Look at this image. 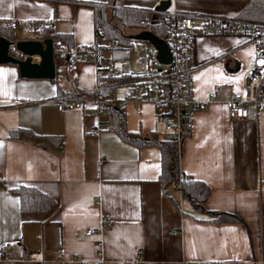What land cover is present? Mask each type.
Returning <instances> with one entry per match:
<instances>
[{
  "label": "crops",
  "instance_id": "0c3cea01",
  "mask_svg": "<svg viewBox=\"0 0 264 264\" xmlns=\"http://www.w3.org/2000/svg\"><path fill=\"white\" fill-rule=\"evenodd\" d=\"M120 1L149 11L167 1V11L264 22L260 7L246 11L254 0ZM104 2L0 0V20H50L56 32L71 36L72 47H86L102 41L94 38L93 7ZM13 38L37 40L27 28L14 31ZM253 55L254 46L243 35L192 39L193 97L214 100L193 113L177 166L208 186L204 210L195 209L173 186L162 194L156 146L121 140L106 128L108 115L93 113L89 101L80 109H56V84L67 92L92 91V63L82 60L71 69L54 63L56 80L21 78L15 65L0 64V245L7 244L0 264H99V240L102 264H264V111L255 115L249 106L246 119L231 120L224 106L241 91ZM122 111L128 131L164 138V124L151 104L139 112L126 104ZM16 128L37 137L8 139V131ZM46 136H60L61 145ZM18 184L48 194L55 207L45 214H22L17 195L9 191ZM208 211L238 221L214 222ZM102 217V232L85 236ZM25 252L29 259L23 258ZM70 254L81 262L66 259Z\"/></svg>",
  "mask_w": 264,
  "mask_h": 264
},
{
  "label": "built area",
  "instance_id": "2783aa9c",
  "mask_svg": "<svg viewBox=\"0 0 264 264\" xmlns=\"http://www.w3.org/2000/svg\"><path fill=\"white\" fill-rule=\"evenodd\" d=\"M154 15H162L163 36L160 38L167 46L170 60L161 63L157 59V51L146 40H130L120 43L111 40L104 45L102 41L92 43L83 49L72 47L70 51L60 49L53 55V62L64 63L72 68L82 60L89 61L95 69V85L90 97L83 100L60 99L55 103L58 111L80 109L84 101H89L96 115H111L114 111L122 110L126 104L133 105L139 112L142 105L149 103L156 110L160 121L164 124V139L174 141L177 146V160L180 156V146L189 136L191 118L194 112L204 110L214 100L212 95L204 99L193 97V77L191 64L192 39L196 35H243L254 46L252 62L245 68L241 91L234 92L224 101L226 115L231 120H243L248 116V107L253 108L254 114L264 111V22L243 19L233 16L205 15L188 13L177 10L165 11ZM50 20L33 21L11 18L0 20V26L16 31L27 28L36 32L49 27ZM7 54L11 57L22 58L15 49V38L8 39ZM120 50L124 57L115 59L111 51ZM124 77L121 83L112 82L111 78ZM111 86L107 97L109 103L101 108L99 94L104 86ZM119 89L118 94L114 90ZM80 94V93H78ZM83 95V94H80ZM103 159H100V163ZM186 178L179 174V180ZM181 209V208H180ZM182 210V209H181ZM183 211V210H182ZM106 226L105 218H101L99 227L87 229L84 234L90 236L102 232ZM96 254L102 264V242L95 243ZM7 244L0 245V253L6 254ZM24 259H29L25 252ZM59 259V258H58ZM68 260L81 262L77 255L70 254ZM185 264V263H183ZM196 264H215L208 261H198Z\"/></svg>",
  "mask_w": 264,
  "mask_h": 264
},
{
  "label": "trees",
  "instance_id": "16d2710c",
  "mask_svg": "<svg viewBox=\"0 0 264 264\" xmlns=\"http://www.w3.org/2000/svg\"><path fill=\"white\" fill-rule=\"evenodd\" d=\"M260 7L264 11V5L258 6L257 0H254L246 11L256 10ZM149 30L156 37L163 36L162 15H154L149 10L131 9L123 7L120 0H105L102 5L93 7V32L94 38L100 40H117L120 43H127L128 34L122 30ZM0 36L6 39L13 38V30L0 26ZM49 38L52 41L53 55H56L60 49L70 51L72 48V38L68 34L58 33L54 30L52 24L49 27H44L36 31V39L42 40ZM96 43V42H94ZM82 49L84 48L81 47ZM111 56L115 59H121L124 54L120 50L111 51ZM71 69V68H70ZM112 82L121 83L125 80L124 77L111 78ZM53 80H56L54 76ZM111 86H104L99 94L101 98L100 107L106 108L109 103L108 96L111 93ZM57 100H83L90 97V93L80 95L76 92H67L61 89L56 84ZM106 128L114 132L121 140L135 147L154 145L160 152V171L158 174V182L161 192L167 196V188L173 186L183 199L188 201L195 209L204 210L202 205L209 194V188L201 181L186 178L179 180V174L185 176L178 170L177 166V146L174 141L159 138L155 133L142 135L140 132H130L125 126V117L122 110H115L114 113L108 116ZM32 131L25 128H16L9 130L7 133L8 139L18 138H35ZM46 139L54 144L61 145L60 136H46ZM9 191L16 194L18 197L19 210L22 214H45L50 212L55 207V201L48 194L36 189L30 185L18 184ZM211 220L214 222H235L238 221L233 215L208 211Z\"/></svg>",
  "mask_w": 264,
  "mask_h": 264
},
{
  "label": "water",
  "instance_id": "95a60500",
  "mask_svg": "<svg viewBox=\"0 0 264 264\" xmlns=\"http://www.w3.org/2000/svg\"><path fill=\"white\" fill-rule=\"evenodd\" d=\"M168 8V2L162 1L154 12L162 13ZM131 40H146L150 42L157 51V59L161 63H167L170 55L164 41L156 37L149 30L138 31L128 36ZM10 42L0 36V64H12L18 69V75L26 79H53L55 76V64L53 62L52 41L49 38L42 40H17L15 49L20 52L22 58L11 57L7 54ZM38 57L36 61L32 58Z\"/></svg>",
  "mask_w": 264,
  "mask_h": 264
},
{
  "label": "rangeland",
  "instance_id": "374dc122",
  "mask_svg": "<svg viewBox=\"0 0 264 264\" xmlns=\"http://www.w3.org/2000/svg\"><path fill=\"white\" fill-rule=\"evenodd\" d=\"M133 31H135V30H126V29L122 30V32L125 33V34H129V33L133 32ZM134 34H135V33H134ZM101 40H102V39H101ZM110 41H111V40H102V44L107 45V44L110 43ZM62 64L65 65L64 63H61L60 65L58 64V65H57L58 68L61 67V66H63ZM65 66H66V65H65ZM119 92H120L119 89H115V90H114V94H118Z\"/></svg>",
  "mask_w": 264,
  "mask_h": 264
},
{
  "label": "bare ground",
  "instance_id": "6f19581e",
  "mask_svg": "<svg viewBox=\"0 0 264 264\" xmlns=\"http://www.w3.org/2000/svg\"><path fill=\"white\" fill-rule=\"evenodd\" d=\"M34 59H36V60H37V59H38V57H36V56H35V57H34Z\"/></svg>",
  "mask_w": 264,
  "mask_h": 264
},
{
  "label": "snow or ice",
  "instance_id": "6c2138e0",
  "mask_svg": "<svg viewBox=\"0 0 264 264\" xmlns=\"http://www.w3.org/2000/svg\"><path fill=\"white\" fill-rule=\"evenodd\" d=\"M262 63H264V62H262Z\"/></svg>",
  "mask_w": 264,
  "mask_h": 264
}]
</instances>
